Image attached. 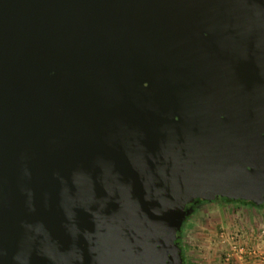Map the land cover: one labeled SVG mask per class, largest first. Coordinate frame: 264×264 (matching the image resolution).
<instances>
[{
    "label": "water",
    "instance_id": "obj_1",
    "mask_svg": "<svg viewBox=\"0 0 264 264\" xmlns=\"http://www.w3.org/2000/svg\"><path fill=\"white\" fill-rule=\"evenodd\" d=\"M219 196L264 204V0H0V264H184Z\"/></svg>",
    "mask_w": 264,
    "mask_h": 264
},
{
    "label": "rangeland",
    "instance_id": "obj_2",
    "mask_svg": "<svg viewBox=\"0 0 264 264\" xmlns=\"http://www.w3.org/2000/svg\"><path fill=\"white\" fill-rule=\"evenodd\" d=\"M191 208L180 235L186 264H233L234 254L243 256L258 233L264 235V207L217 197Z\"/></svg>",
    "mask_w": 264,
    "mask_h": 264
},
{
    "label": "crops",
    "instance_id": "obj_3",
    "mask_svg": "<svg viewBox=\"0 0 264 264\" xmlns=\"http://www.w3.org/2000/svg\"><path fill=\"white\" fill-rule=\"evenodd\" d=\"M201 257L204 256L201 255ZM258 257L261 258V260L258 259ZM233 258V264H264V235L258 233L254 242L247 245V249L243 256H239L236 253L233 255ZM204 262H206L205 259L200 260V264H204ZM217 262L215 264H223L220 261Z\"/></svg>",
    "mask_w": 264,
    "mask_h": 264
},
{
    "label": "trees",
    "instance_id": "obj_4",
    "mask_svg": "<svg viewBox=\"0 0 264 264\" xmlns=\"http://www.w3.org/2000/svg\"><path fill=\"white\" fill-rule=\"evenodd\" d=\"M219 197H221V198H223V199H225V200L242 201V202H245V203H250V204L255 205V206H257V207H264V204H256L255 202H253V201H251V200H248V199H242V198L232 199V198L222 197V196H219ZM207 200H208V199H202V198L195 199L193 202H191V203H189V204L187 205V208H188V207H192V206H194V205H195L197 202H199V201H203V202H204V201H207ZM186 218H187V217H186ZM186 218L184 219L183 224H184ZM182 226H183V225H182ZM181 230H182V227H181ZM181 230L179 231L178 238H177V242H178V245H179V247H180V249H181V255H182V258H183V262H184V264H186V263H185V260H184V255H183V247L181 246V241H180Z\"/></svg>",
    "mask_w": 264,
    "mask_h": 264
},
{
    "label": "flooded vegetation",
    "instance_id": "obj_5",
    "mask_svg": "<svg viewBox=\"0 0 264 264\" xmlns=\"http://www.w3.org/2000/svg\"><path fill=\"white\" fill-rule=\"evenodd\" d=\"M216 198H217V197H216ZM216 198H215V199H216ZM188 208H191V207H188ZM190 214H191V213H190Z\"/></svg>",
    "mask_w": 264,
    "mask_h": 264
}]
</instances>
